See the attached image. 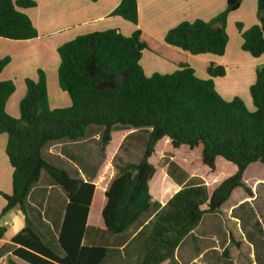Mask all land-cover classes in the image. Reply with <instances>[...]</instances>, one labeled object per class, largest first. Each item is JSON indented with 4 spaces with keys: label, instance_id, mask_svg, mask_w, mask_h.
Segmentation results:
<instances>
[{
    "label": "trees",
    "instance_id": "trees-1",
    "mask_svg": "<svg viewBox=\"0 0 264 264\" xmlns=\"http://www.w3.org/2000/svg\"><path fill=\"white\" fill-rule=\"evenodd\" d=\"M241 2L226 0L224 10L208 21L179 23L166 32L164 43L193 56H222L228 43L226 18ZM35 6L34 0H0V38L14 42L36 39L37 30L21 11ZM111 15L137 25V1L120 0ZM256 19L245 30L241 23L235 24L241 50L252 58L264 55V0H256ZM146 48L138 29L128 36L115 29L95 31L60 45L56 76L58 88L70 102L66 107L49 106L45 73L39 68L36 79L23 80L25 93L18 103V116L13 117L6 112L13 82L0 81V134L7 136L5 154L12 168L11 193L0 192L5 201L0 220L15 207L25 216L24 227L11 239L19 246L11 250L6 264H16L12 257L27 264H103L106 248L81 245L95 185L71 176L42 156L47 145L81 140L92 126L101 128V150L109 144L112 131H146L139 161L114 164L115 173L104 191L101 218L111 235L123 233L149 211V181L155 173L149 158L159 140L169 139L172 148L200 146V161L210 171L215 170L217 157L236 167L208 196L203 184L169 163L170 171H178L185 183L166 204L169 214L162 216V223L167 235L137 264L166 260L178 264L174 250L205 213L217 212L235 188L252 195L242 176L250 164L264 165V65L255 69L248 108L241 98L226 100L215 89L214 79L225 75L222 66L209 64L206 79L198 78L187 64H179L172 73L147 76L140 64ZM9 63L8 56L0 58V74ZM42 174L67 198L57 234L48 233L47 238L26 212L29 193ZM205 203L207 208L200 209ZM5 232L0 223V239ZM7 250L1 247L0 255Z\"/></svg>",
    "mask_w": 264,
    "mask_h": 264
},
{
    "label": "crops",
    "instance_id": "crops-1",
    "mask_svg": "<svg viewBox=\"0 0 264 264\" xmlns=\"http://www.w3.org/2000/svg\"><path fill=\"white\" fill-rule=\"evenodd\" d=\"M34 1L36 3L35 7L30 9H21V11L26 14L32 22L38 32V37L36 39L22 41L24 42L22 45H26L27 48L25 47L26 49L24 50V60H22L23 63L20 68L21 72L17 70V67L14 70L12 68L13 63L11 64L10 62L0 74V81L10 79L13 80L14 78L11 77V71H13L14 75L20 74L18 75L20 81L25 79L24 76L26 75L24 74L27 73V76L32 79H36L35 73L39 67L38 63L41 62L37 57H39V55L42 56L43 53H50L52 55L54 64L51 66L53 71H56L58 66L57 59L54 56L56 49L63 43L74 39L76 36L95 31H103L106 29H115L121 34L128 36L134 30L138 29L141 31L142 39L147 47L143 50L140 59V64L147 76L153 73H172L177 69L179 64H187L194 70L195 75L198 78L206 79V68L209 64L222 66L225 69V75L214 79L215 89L217 92L226 100H230L237 96L244 101L247 107H249L248 105H251L248 89L254 82L255 69L264 65V55L259 58H252L248 53L241 50L242 39L235 28V24L241 23L243 29L245 30L257 23L256 0H242L239 8L228 14L225 28L228 35V43L222 56H193L187 52L165 44L163 39L169 29L175 27L183 21H192L194 19L208 21L212 19L224 10L226 0H136L138 13L137 25H132L131 23L122 20L120 17L111 15L112 11L118 6L120 0ZM10 43L12 42L7 39L0 38V58L3 56L1 55L2 49L6 51L7 46H9ZM41 63H44L42 68L48 70L49 64L45 60ZM10 67L12 70H10ZM195 68H197V70ZM21 84V94L17 97L12 94L6 104V112L13 117L18 116V103L25 93L24 81ZM56 97L59 98L57 103L66 106L69 105L70 102L64 92L61 91L56 93ZM56 100L57 99L55 98L54 101L56 102ZM51 104L52 103L49 101V106L51 108H56L53 104ZM111 134H113V132ZM6 140V134H0V192L10 194L12 187V168L5 154ZM160 143H163V147L159 149L162 150L163 153L165 152L170 154L168 163H175L188 178L197 177L204 181L208 196L223 179L232 175L236 171V167L234 165L226 163L230 166V172L228 175L217 176V163L220 159V157H217L215 160L214 171H210L205 166L203 175H201L202 173L198 174L191 169L193 161L190 156L191 154H194L197 157L196 159L199 161L201 147L198 146L192 150L184 145L178 148H172L169 139L163 138L157 142L154 148V153L149 158V162L155 167V173L152 178L158 171L154 162L158 160V155L163 154L160 151L155 161L152 162ZM181 149L185 151L184 156L178 157L177 152ZM57 155L62 163L70 162L67 158H64L59 154ZM43 158L50 164L67 171L63 165L55 164L53 161L47 160L44 156ZM80 169L81 168L77 169V173L79 175H76L75 177L81 178L84 181L89 179L95 185L92 201L86 218L85 231L81 245L86 247L94 246L106 248L108 250V254L104 259L103 264H137L146 252L160 246L161 239L167 235L163 233L165 226L162 223V216L168 217L169 214L168 211L170 208L168 209L166 204L185 183V181L180 178L178 171H170V174L175 177H173V179L170 178V185L173 183L175 186H173L174 190L168 196L165 190H162V193L161 191H152L151 185L153 179L151 178L149 181L151 205L149 211L147 212L148 214L146 213L143 215L137 223L132 225L123 233L111 235L104 229L101 218V210L105 204V197H103L104 191L109 180L115 173L113 167L111 165L110 177L106 178L102 186L95 184L97 171L87 176L86 171L84 169ZM160 170L162 174L165 175L167 167L165 169L161 167ZM246 170L242 176V181L244 183H246ZM41 177L42 175L40 176L37 185L29 193L26 204V212L27 217L41 228L43 235L46 237L48 233H52L53 235L57 234L56 227L61 222L67 198L63 190L58 186L53 185L49 180H47L46 184L41 185ZM178 184L180 185V188ZM165 187L166 186H164V189ZM238 188H235L231 192L229 198L220 206V211L223 205L227 203V201L234 194V191ZM98 191L101 192L103 199L99 203L96 214H93L94 197ZM49 197L51 198V204H45ZM58 203H62L63 206L59 207L60 204ZM4 205L5 201L0 195V211ZM205 208H207L206 203L200 206V209L202 210H205ZM203 217L204 215L201 220ZM24 218V214L17 207L7 212L1 218L0 223L5 226L6 232L0 239V248L5 246L8 250L4 254L0 255V264H6L11 250L19 246L13 244L11 239L24 227ZM201 220L198 225L182 239L174 250V259L178 264H209L211 262L209 256L214 253V250H216V246L214 244V242L216 243V240L215 238L208 240L196 234L195 231L201 224ZM216 228L217 230H223V226L221 227L220 224H217ZM210 229L211 228H209L208 231ZM12 259L16 264L25 263L17 257H12ZM161 264H168V261L166 260Z\"/></svg>",
    "mask_w": 264,
    "mask_h": 264
},
{
    "label": "rangeland",
    "instance_id": "rangeland-1",
    "mask_svg": "<svg viewBox=\"0 0 264 264\" xmlns=\"http://www.w3.org/2000/svg\"><path fill=\"white\" fill-rule=\"evenodd\" d=\"M10 42L12 43L7 46L6 51L2 49L1 55H3L2 57L8 56L11 64L13 63L12 68L15 70L17 67V70L21 72L20 68L23 63L22 60H24V50L27 47L26 45H22L24 44L22 41ZM54 56L58 64L59 60L56 52ZM37 58L39 61L43 62L45 60L49 64L48 70H45L42 68L44 63H38V69H42L45 73L49 101L54 107H65L66 105L57 103L59 98L56 97V93L61 91L57 86L56 71H53L51 66L54 64L52 55L50 53H43L42 56L39 55ZM195 69L197 70V68ZM10 70H12L11 67ZM18 75L20 74L14 75L13 71H11V77L14 79H10V81L13 82L15 88L13 93L15 97L22 92L21 83H23V80L20 81ZM24 75H26L24 76L25 78L32 79L27 76L28 73ZM55 98L57 99L56 102L54 101ZM248 106V108H251V105ZM100 132L101 128L92 126L89 127L86 137L81 140L73 142L63 140L57 143H51L43 149V156L47 160L53 161L55 164L63 165L73 177L79 175L77 173V169L79 168L84 169L87 176L97 171L95 184L102 186L106 178L110 177L111 165L113 167L114 164L137 163L139 161L146 139V131L132 129L129 131H112L111 140L104 150H101V142L99 139ZM161 147H163V143H160L152 162L155 161L160 151L163 153V151L159 149ZM184 153L185 151L181 149L177 152L178 157L184 156ZM57 154L67 158L70 162L62 163ZM169 155V153L165 152L158 155V160L154 162L158 171L152 178V191H161L162 193V190H165L167 196L171 194L174 190L173 186H175L173 183L170 185V178L173 179V177L170 174L171 167H169L168 163ZM190 158L193 161L191 169L203 175L205 166H203L200 160L198 161L196 159L197 157L194 154H191ZM226 163L231 165L222 158L218 160L217 176L228 175L230 166ZM161 167L164 169L167 167V172H164L165 175L162 174L160 170ZM192 179L205 186L204 181L200 178L192 177ZM47 180L48 177L42 174L40 181L41 185L46 184ZM245 182V185L252 190L251 196H248L242 189L238 188L234 191V194L227 203L223 205L221 211L219 209L215 214L205 213L201 220V224L195 231L196 234L202 238L208 240L215 238L216 240V243L214 242L216 250L209 256L211 261L209 264H264V165L253 163L248 166L245 172ZM164 186H166L165 189ZM182 187L183 185L181 188ZM50 199L49 197L45 204H49ZM102 199L101 192L98 191L94 197L93 214H96ZM62 206L63 204L61 203L59 207ZM217 224H220L221 227L223 226V230H217ZM209 228L211 229L208 231Z\"/></svg>",
    "mask_w": 264,
    "mask_h": 264
}]
</instances>
